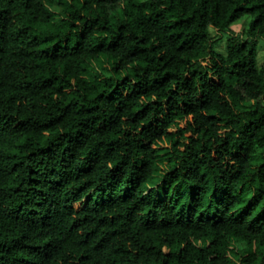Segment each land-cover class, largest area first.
<instances>
[{"label":"clouds","instance_id":"obj_1","mask_svg":"<svg viewBox=\"0 0 264 264\" xmlns=\"http://www.w3.org/2000/svg\"><path fill=\"white\" fill-rule=\"evenodd\" d=\"M0 264H264V0H0Z\"/></svg>","mask_w":264,"mask_h":264}]
</instances>
